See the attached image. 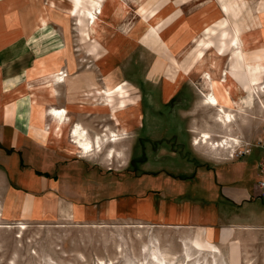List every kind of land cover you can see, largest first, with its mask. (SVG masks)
Masks as SVG:
<instances>
[{"label": "rangeland", "instance_id": "1", "mask_svg": "<svg viewBox=\"0 0 264 264\" xmlns=\"http://www.w3.org/2000/svg\"><path fill=\"white\" fill-rule=\"evenodd\" d=\"M1 1L10 11L8 28H20L19 40L0 54L7 74L4 92L26 87L32 99L31 94L14 95L9 106H16L17 123L14 128L4 126L9 125L4 122L9 113H2L0 138L4 130L16 131L23 137L16 143L25 144V150L31 140L48 146L53 154L42 156L47 163L33 164L38 166V175L58 178L59 169L86 162L99 168L106 182L111 181L114 188L107 198H112L122 194L126 185L142 189L153 177L150 172L169 169L178 152L190 151V144L197 151L190 148L197 160L224 158L228 154L220 146L222 140L230 141L228 136H232L235 140L228 145L236 146L239 138L254 137L264 112V79L251 85L250 106L226 109L233 115L227 129L218 122V108L202 106V93L208 71L220 77L223 68L231 71L236 65L239 73L246 72L251 79L264 78V0ZM96 1L103 6L102 15L96 10ZM89 12L97 17L94 30ZM236 26L243 40L238 53L231 48ZM58 72L64 74L65 83L57 86V96L33 92L31 86L37 88ZM113 86L108 99L101 92ZM36 96L41 97L38 100ZM47 98L51 101L40 105ZM106 100L109 105L103 104ZM37 104L66 108L71 123H81L92 139L110 130L118 132L122 140L114 147L121 151V158L108 159L110 145L100 154H76L71 148L70 127L62 137L53 133L42 139L33 130L38 123L40 126ZM248 119L257 124L251 128ZM46 122L51 128L52 120L46 118ZM204 134L211 136L208 143L196 145V138L200 140ZM11 147L4 150L0 145V264H159L155 257L165 264H184V253L192 252L187 251L192 231L163 230L101 209L93 217L80 212L78 220L74 209L62 208L71 203L58 197L76 198V190L68 195L56 190L55 196L44 199L62 205L57 212L44 216L34 210L36 214H27L32 207L30 199L47 194L32 192L27 154ZM263 157V150H254L243 158L255 181L257 163ZM94 202L105 208L108 204L102 195ZM252 225L236 227L230 248L228 244L218 248L199 233L193 244L203 241V249L209 251L188 255L187 261L227 264L230 254L231 264H264V220ZM224 232L226 241L232 232Z\"/></svg>", "mask_w": 264, "mask_h": 264}, {"label": "crops", "instance_id": "2", "mask_svg": "<svg viewBox=\"0 0 264 264\" xmlns=\"http://www.w3.org/2000/svg\"><path fill=\"white\" fill-rule=\"evenodd\" d=\"M7 7L0 0V54L3 49L14 46L16 41L19 40L17 38L20 28L17 27L18 30H16V27L13 29L8 28L7 16L9 17L10 11ZM24 32L27 35L26 29H24ZM222 62L225 63V60L222 59ZM2 65L5 64L0 63V115L7 110L9 119L4 117V122H9V125L6 124L4 126L14 128V122L17 123L14 119L16 106L12 105L10 107L9 103L16 94H19V98L24 93L28 95L31 93H27L26 87H20L18 90L16 89V92L15 90H7V93H5L3 77L4 75L7 77V74L6 71H3ZM240 77L241 79L238 80L240 82L238 95L245 98V103L238 101V106L235 107L237 109L250 106L253 101V99L249 100V96L252 97V94L249 95V91L243 89L242 83L249 82L251 86L262 83L264 79L257 76L251 79L246 72L245 74L240 73ZM3 92L8 95H5ZM202 94L205 96L204 92ZM17 99L15 98L14 101H17ZM1 100H3V103ZM4 101L7 102L5 103ZM6 106L8 107L6 108ZM202 106H206V104L204 103ZM227 108L225 107V109ZM2 116H0V120H2ZM248 120L251 128L257 124V121L253 119ZM21 138L23 137L18 136L16 131L6 133L4 130L3 137L0 138V145L4 150L12 146L17 150L16 152L27 154L28 163L26 165L30 170V186L34 190L32 192L40 195L38 191L41 190L42 193L47 194L42 198L36 196H34L35 198H31L32 207L27 211V214L30 212L33 215L35 213L34 210H36L37 214L46 216L62 208H65V210L71 209V211L74 209L77 219L80 220L78 218L80 212H85V215L93 217L97 212L96 210L101 209L104 213L110 211L117 218H132L150 223L160 229L163 228V230L167 229L168 231L176 232L192 231L194 235L187 244V251L191 249L192 252L188 253L186 251L187 253H184V264L192 262L187 261L188 255L194 256L198 254L197 251H209L208 249H203V241H199V244H196L199 248L193 244L192 241L199 233L203 234L205 239L212 242L218 248L226 244L230 248L231 241H234L232 236L236 232L237 226L251 227L253 226L252 224L264 220V197L260 198L257 196L256 181L251 173L252 169L250 170V165L243 159L244 157L236 160H226L211 156L206 158L200 157L201 159L197 160L192 155L191 149L195 153L197 151L190 144V151H186L188 156L184 152L185 149L178 152V155L173 150L176 155L175 162H172L174 165H171L169 169L159 168L156 172H150L153 175L152 179L154 176L155 178L144 182L142 189H130L131 187L126 185L127 187L125 186L123 187L124 190L122 189V194L107 198V195L114 188L111 185V181L109 183L106 182L101 170L97 167H92L86 162H80V165L76 164V166L68 165L63 169H59L60 176L58 178H53L54 176L50 174L44 176L38 175V166L34 167L33 164H46L47 161L45 158L42 159V156L44 157L53 153L49 151L48 146H43L41 143H35L32 140L26 145L27 149L25 150L23 149V145L25 144L19 145L16 143L17 139ZM51 170L54 171V169ZM99 177L101 178L99 179ZM35 178L38 180H35ZM56 190L64 191L67 195L68 193L73 194L74 190H76V198L73 195L66 196V194H59L58 196L60 199L70 202L71 206H63L61 208L62 205L57 204L55 199H51L54 202L53 205L51 204L52 201L49 203L45 202L47 200L44 199L50 198L51 194L55 196ZM101 195L104 199L106 198V202L104 203L108 201L106 208L98 206L94 202L97 198L100 199ZM116 198H120L121 200ZM37 204L40 206L39 209H37L39 207ZM224 230H231L232 232L226 241L223 239ZM218 253L220 251L215 250V254ZM227 264H231L230 254Z\"/></svg>", "mask_w": 264, "mask_h": 264}, {"label": "bare ground", "instance_id": "3", "mask_svg": "<svg viewBox=\"0 0 264 264\" xmlns=\"http://www.w3.org/2000/svg\"><path fill=\"white\" fill-rule=\"evenodd\" d=\"M116 1L118 2V0ZM96 4H97L96 10H99V12L101 11L100 13L102 15L103 6L101 2L96 1ZM224 10L226 12H229L228 8H225ZM88 15L91 17L92 30H94L95 26L97 25L96 14L89 12ZM236 28L237 29L235 31V34L231 40V48L233 51L238 53V50L241 48L240 47L241 42H243V40L240 37L241 33L240 31H238L237 26ZM261 66H263V64ZM239 79H241L240 73L238 72V69L235 65L231 69V71L223 68L220 77H218L217 73L208 71L203 80L206 86V87L203 86L206 90L204 92L205 104L219 109L218 122L223 123L226 129L230 128V124L233 121V115L227 112L225 107L234 109L236 106H238V101L240 103H245V98H242L241 95H238L239 93L238 91L240 89V82L238 81ZM63 83H65L64 74L58 72L51 76L50 81L40 83L37 86V88L31 86V89L35 93L36 92L42 93V91L45 92L47 91L48 97L53 98L58 95L57 86ZM242 85H243V89L249 91V95H250L251 86L249 85V82H245V83L243 82ZM114 90H115L114 86L108 87L107 89L103 90L101 93L106 95V97L109 99L112 93L114 92ZM120 93L122 94L121 91ZM39 97L41 96L38 97L36 96L35 98L39 100ZM249 97H250L249 100H252V97L251 96ZM50 98L42 99L40 105L49 103L51 101L49 100ZM36 99L33 100L35 101ZM108 102L109 101L106 100L103 102V104L109 105ZM40 105L38 106L37 104V106L39 107V111L37 112V118L40 120V126L38 123V126H34L33 130L35 131L36 134L41 136L42 139L50 138V136L53 133H56L57 138L62 137L64 129L70 127L69 138L71 139V144H72L71 148L75 150L76 154H82L84 157L91 155L95 151L100 154L103 153L104 146L110 145L107 151L108 159L113 160L114 158H121V151L119 152L114 147L115 144H117L122 140V136L118 132L110 130L108 131L109 133L107 134H103V133L96 134L95 138L92 139L89 136L88 130L81 123H73V124L71 123V119L68 116V110L66 108H56L55 106L52 105L47 108H42L40 107ZM46 118L52 120L53 125L51 126V128H48L50 126H48V123L46 122ZM228 137L232 138L230 139V141L235 140L232 136H228ZM210 138L211 136L209 134H204L200 140L198 139V137L196 138L195 144L196 145L207 144ZM24 228L26 227L23 226V229ZM155 258L159 264H165V260L161 261L158 260L157 257Z\"/></svg>", "mask_w": 264, "mask_h": 264}, {"label": "built area", "instance_id": "4", "mask_svg": "<svg viewBox=\"0 0 264 264\" xmlns=\"http://www.w3.org/2000/svg\"><path fill=\"white\" fill-rule=\"evenodd\" d=\"M255 135L254 137L249 139L239 138V142L236 146H231L226 144V139L222 140L220 145L223 150H227L225 153L228 154L224 156L223 159L226 160H236L245 156H249L253 153L254 150H263L264 151V112L263 115L260 117V123L255 128ZM222 143L226 145H222ZM257 180H256V187L258 190V197H264V157L260 159L257 164Z\"/></svg>", "mask_w": 264, "mask_h": 264}, {"label": "trees", "instance_id": "5", "mask_svg": "<svg viewBox=\"0 0 264 264\" xmlns=\"http://www.w3.org/2000/svg\"><path fill=\"white\" fill-rule=\"evenodd\" d=\"M258 164V163H257ZM68 166V165H67Z\"/></svg>", "mask_w": 264, "mask_h": 264}]
</instances>
